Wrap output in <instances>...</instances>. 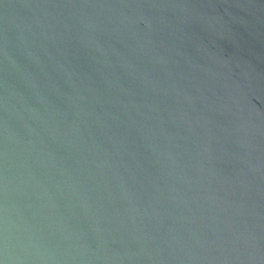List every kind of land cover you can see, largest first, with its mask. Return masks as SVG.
<instances>
[{
	"label": "water",
	"instance_id": "water-1",
	"mask_svg": "<svg viewBox=\"0 0 264 264\" xmlns=\"http://www.w3.org/2000/svg\"><path fill=\"white\" fill-rule=\"evenodd\" d=\"M0 264H264V0H0Z\"/></svg>",
	"mask_w": 264,
	"mask_h": 264
}]
</instances>
